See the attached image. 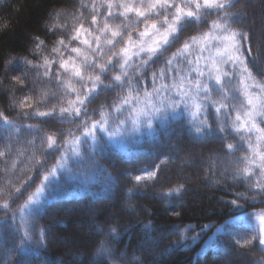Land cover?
I'll return each instance as SVG.
<instances>
[{
    "label": "snow or ice",
    "instance_id": "1",
    "mask_svg": "<svg viewBox=\"0 0 264 264\" xmlns=\"http://www.w3.org/2000/svg\"><path fill=\"white\" fill-rule=\"evenodd\" d=\"M239 2L240 0H90L89 3H83L81 0L80 7L87 12V16L85 11H81L78 16L73 14L75 23L62 33L51 49L56 53V59L43 56L41 50L45 47V42L37 37L33 54L39 56L41 62L33 63L26 57L16 61L19 63L22 60L29 66L36 79H31L27 71L23 78L19 75L11 76L7 90L13 93L25 91L26 95L19 104L15 100L11 103L13 109H21L22 118H45L40 121L39 126L26 125L29 130L34 129L36 133L43 134L40 136V151L39 155L36 151L31 153L33 167L29 169V173L34 175L18 178L19 186L10 184L6 191L0 190V198L5 199L0 207L9 209L7 198L11 197L12 202L22 201L18 211L24 212L38 203L37 196L51 186L50 181L61 170L67 172L70 178L79 176L89 180H95V174L99 171L106 177L107 186H115L117 190L133 181L137 187H143L142 182L155 181L160 164L152 170L144 169L142 174L133 175L132 171L124 170L114 176L97 159L104 151V144L95 135L97 128L103 129L108 133L109 139H112L125 132L133 135L143 126L149 130H169L168 135L179 129L175 142L166 145L169 151L164 154V161L174 160L179 156L184 149L186 136L198 142L219 140L226 155L244 153L237 156L232 165L231 179L246 183L247 191L234 193L236 199L229 201L234 208L232 219L217 231L225 232L229 225L238 223L246 211L239 201L248 202L257 197L264 200V179H261L264 177V150L260 148L264 144V56L261 52L252 55L249 33L233 27L234 24L244 22L243 12H232V8ZM132 17H135V23L130 22ZM88 36L92 39H88ZM73 41H79L87 52L82 47L72 46ZM64 53L75 56L65 57ZM161 60L162 67L154 71L155 64ZM11 63L12 60L5 62V74L11 71L8 67ZM52 65H57L55 70ZM253 68L257 70L255 73ZM170 72L182 75L169 77ZM161 78L170 80V83L157 87ZM105 79L110 82L105 83ZM38 83L50 85L56 91H51L47 96L41 93V99L36 100L37 106L33 107L29 103L31 95L27 93H35ZM149 83L151 91H148ZM4 87V83L0 82V88ZM109 88L118 92L117 101L114 102L118 112L122 111L121 105L130 104L132 100L139 104L141 96L145 101L143 107L134 105L127 117H118L115 131L109 129V121L103 113L100 114V120H93L87 107L96 94ZM69 95H73L75 99L68 101L66 106L60 105L61 99ZM152 97H158V103H151ZM25 108H32V111H23ZM185 112L189 117L187 123L183 122ZM56 122L75 124L77 131L91 138L90 143L84 142L82 150L75 153L79 158L75 166L69 164L68 155L61 151L64 141L58 137H64L65 132L58 129L54 134L44 132V126H51ZM0 127L15 128L19 132V126L9 120L5 112H0ZM66 135L72 137L74 143L81 144L80 138L72 129ZM229 137L236 142H228ZM7 139L9 142L0 150V159L4 160L5 165L12 156L11 138ZM116 146L121 151H126V145L122 142ZM49 155L55 159L51 165L48 162ZM215 176L213 173L209 180ZM32 186L36 187V191L29 195L28 191ZM182 191L183 185L159 195L162 199H168L174 195L179 196ZM127 194L131 196L135 193L132 189H127ZM16 215V212H11L8 219H14ZM261 219L264 221V214ZM140 223L141 221H136L135 224H130L125 231H134ZM8 227L10 225L7 220L0 223V229ZM143 227L144 239L138 243L137 248L148 251L158 243V238L152 234L156 226L149 222ZM15 231H19V228L15 227ZM169 231L182 237V240H177L169 248L180 247L182 244L186 246L187 240L183 239L186 229ZM109 235L118 238L117 228L112 227ZM45 237L46 230L33 221L17 238L14 251L23 253L27 244L43 243ZM231 242L244 248L254 243L264 246V227L256 236L236 233ZM97 253L108 257L114 255L103 242ZM121 257L127 258L123 253ZM131 260L132 264H137L139 257L133 253ZM6 264H11V260Z\"/></svg>",
    "mask_w": 264,
    "mask_h": 264
},
{
    "label": "trees",
    "instance_id": "2",
    "mask_svg": "<svg viewBox=\"0 0 264 264\" xmlns=\"http://www.w3.org/2000/svg\"><path fill=\"white\" fill-rule=\"evenodd\" d=\"M89 2L90 0H83V3ZM80 3L81 0H0V82L5 85L4 88H0V93H2L0 94V112H5L9 120L19 126V132L15 128L0 127V150H3L4 145L9 142L7 138L10 137L12 143V156L8 159L7 165L3 159H0V190L6 191L10 184L19 186L18 178L34 175V173H29V169L33 167L30 157L33 151L39 155L40 136L43 134L36 133L34 129L29 130L26 125L39 126L40 121L45 119L22 118L21 109L11 107L13 100L19 104L26 93L23 90L14 93L8 91L7 85L10 77L19 75L23 78L24 72L27 71L31 79H36L35 73L29 66L25 65L22 60L19 63L16 61L26 57L33 63L41 62V58L33 54L37 37L45 42V47L41 50L43 56L56 59V53H53L51 49L54 42L61 38L62 33L75 23L73 14L78 16L81 11H85L81 9ZM232 12L244 13V22L234 24L233 27L244 29L249 33L251 54L256 55L261 52L264 56V42H261L264 40V27L260 29L264 26V0H240L237 6L232 8ZM57 13L60 15L57 16ZM85 16H87L86 11ZM130 22L135 23V17H132ZM56 25L62 27L56 28ZM85 26H87L86 21ZM64 38L67 42V37ZM88 39L91 40L92 37L88 36ZM72 46L82 47L87 52L79 41H73ZM64 55L65 57L75 56L70 53H64ZM7 60H12V63L8 65L11 71L5 74L4 66ZM162 65L161 60L155 64L153 70L155 71ZM56 67L57 65H52L53 70ZM256 71L253 68V72ZM115 74L114 72L113 75ZM168 75L171 77L177 73L170 72ZM109 82V79H105V83ZM163 83H170V80L161 78L157 87ZM20 87L23 88V86ZM36 89L35 93H27L31 95L29 103H32L33 107L37 106L35 102L41 99V93L47 96L51 94V91H56L54 87L42 83H38ZM150 90L152 88L149 83L148 91ZM117 97L118 92L112 88L96 94L93 102L87 105L91 118L99 120L101 113L111 116L110 113L115 109L114 102L117 101ZM74 99L73 95H69L61 99L60 105L66 106L68 101ZM23 111L31 112L32 108H25ZM188 118L185 114L183 122L187 123ZM57 129L65 132L64 137H58L64 141L62 152L67 151L74 143L72 137L66 135L69 129L75 131L77 137L82 135L81 131L76 130L75 124L56 122L54 125L44 126V132L48 134H54ZM177 131L179 129L171 131L168 135L169 130L156 128L150 135L137 134L125 141L126 151H121L104 137L98 138L104 144V151L103 155L97 156V159L114 176L124 170L132 171L133 175L142 174L144 169L152 170L160 164L157 179L142 182L143 187H137L133 181L117 190L115 186L111 188L107 186L106 177L99 171L95 174V180H89L79 176L75 179L70 178L67 172L62 170L55 179L50 181L51 186L40 197L38 206L28 208L26 214L18 211L22 201L12 202V198L8 197L10 208L0 207V223L7 220L10 225L7 229H0V264H6L9 260L11 264H132L133 253L139 257L137 264H148V261L155 256L138 249L137 245L144 239L143 225L149 222L156 226L152 234L158 238L159 249H168V255H157L156 259L159 264H223L228 259L236 263L239 261L237 255H245L247 260L253 264H264V246L254 243L244 248L237 247L231 242L232 236L236 233L251 237L256 236L261 230L254 217L256 213L264 211V200L260 197L248 202L239 201L246 209L242 214L244 216L238 223L229 225L225 232L217 231L226 221L232 219L234 208L229 201L236 199L234 193L247 191L246 183L231 179L232 165L236 162L237 156H242L244 153L226 155V150L219 140L198 142L185 137V146L180 152L181 155H196L202 158L211 155L215 161L214 171L206 167L195 169V178L201 187L197 192L200 197V202L197 203L192 197L195 179L191 181L177 172V158L164 161V154L169 151L166 145L175 142ZM29 141L36 143L31 144ZM84 142L90 143L91 141L88 138L82 139L80 151ZM228 142L235 143L236 141L229 137ZM260 148L264 150V144H261ZM58 155L57 153L56 158ZM48 162L50 165L55 162L53 156H48ZM78 162L77 156L69 159L71 166L77 165ZM222 166L226 171L224 179L220 177L219 172ZM213 173L216 174L215 180L219 182L209 189L203 185L204 177H210ZM184 174L192 175L190 170ZM181 185L184 191L179 196L174 195L168 199H162L159 195H153L152 201L148 199L149 195L154 192L167 193L169 189ZM127 189H132L135 194L129 196ZM35 191L36 187L32 186L28 194L31 195ZM4 202L5 199L0 198V205ZM125 202H129L133 210L124 209ZM92 205L100 208L96 217L98 225L90 234H85L75 228V223L80 218H87V209ZM113 211L117 212L115 218L112 217ZM11 212L17 213L14 219H8ZM33 221L46 230L43 243L33 242L25 246L26 250L23 253L15 252L17 238ZM136 221H141V223L134 231L129 229L126 232L125 229L130 224H135ZM15 227H18L19 231H15ZM112 227L117 228L118 238L109 235ZM177 228L186 229L183 239L187 240V244L169 248V245L177 240H182L181 236L173 235L169 231V229L175 231ZM57 234L68 237L69 240L63 242ZM192 237L198 238L192 239ZM101 242L112 250L113 256H102L97 253ZM74 249H78L81 253L79 261L69 254ZM122 253L126 254V259L121 257Z\"/></svg>",
    "mask_w": 264,
    "mask_h": 264
},
{
    "label": "rangeland",
    "instance_id": "3",
    "mask_svg": "<svg viewBox=\"0 0 264 264\" xmlns=\"http://www.w3.org/2000/svg\"><path fill=\"white\" fill-rule=\"evenodd\" d=\"M264 26H261L260 29L262 30ZM261 42H264V40H261ZM207 55V53L205 54ZM203 63V61L201 62ZM187 65L185 64V67ZM177 75H182V73L180 74H177ZM195 75V73H193V76ZM160 86V85H159ZM158 86V87H159ZM151 91V90H150ZM158 100L159 98L158 97H152L151 98V103L153 104H156L158 103ZM144 97L141 96V100H140V103L137 104L135 100H132V102L130 104H126V105H121V109L122 111L118 112L116 110V107L114 109V111H112L110 114L111 116H107V115H104L105 119H107L109 121L108 123V127L110 130H113L115 131V121L116 119L119 117L121 119L125 118L128 116V113L130 110H132L133 106L135 105L136 107H143L144 106ZM186 115H188L187 112H185ZM100 120V119H99ZM131 125V122L129 121V127ZM154 132V130H149L148 128L146 127H141V130L133 135H129L127 134L126 132L125 133H122L120 135H115L112 139H109V135L107 132H105L103 129L101 128H97L95 130V135L97 136V138L99 137H104L108 142L112 143L113 145H117L118 143H123L126 145L125 141H127L129 138L131 137H134L136 136L137 134L138 135H150ZM80 140L84 139V138H88L90 141H91V138L90 137H87V136H79ZM77 151H80V144H76V143H72V146L67 150V151H64V153H66L69 157V159L75 157V153ZM177 160H178V167H177V172L183 176H185L186 178H188L189 180L191 181H194L195 179V186L193 187V191H192V197L195 199V201L198 203L200 202V197L199 195H197V192L198 190L201 188L200 185H199V182L196 181L197 179L195 178V175H196V172H195V169H197L198 167H206V169H210V170H215V161L212 159V156L209 155L207 157H201V156H196V155H192V156H184V155H181L179 154L178 157H176ZM191 171L192 175H188V174H184L185 172H187L188 170ZM62 171V170H61ZM220 177L222 179L225 178V167H221L220 170ZM58 175V174H57ZM57 177V176H56ZM56 177H54L53 179H55ZM219 181L215 180V178H213L212 180H209V177H204V186L209 188V189H212L213 186L217 185ZM45 192V191H44ZM44 192L39 194L37 196V201L39 202V199L42 195H44ZM153 195H159V193H156L154 192V194H150L148 199L151 200L152 196ZM160 196V195H159ZM152 201V200H151ZM38 206V203L34 204V205H31L29 208H33V207H36ZM142 208H145L144 205H141ZM124 209H128V210H133L132 207L130 206L129 202H125L124 206H123ZM28 210V209H27ZM27 210L24 211V214L27 213ZM87 218L85 219H79L78 221H76L75 223V228L78 230V231H83L85 232V234H90L92 232L93 229H96V226L98 225L97 224V221H96V217H97V214L100 212V208L99 207H96V206H90L88 207L87 209ZM262 214H264V211L263 212H258L254 215L255 217V220L259 223L260 227H264V221H262L261 219V216ZM117 215V212L113 211L112 213V217L115 218ZM244 215H241V218L243 217ZM58 232V231H57ZM57 236L61 239V241L63 242H66L69 240L68 237H63L61 235H58ZM143 250V249H142ZM145 251V250H143ZM146 252H149L151 253L152 255L155 256V258H153L152 260H149L148 261V264H159L156 257L157 255H168V251H164V249H159V247L156 245L152 246L148 251ZM70 255H72L77 261H79V258L81 256V253L79 252L78 249H74L72 252L69 253ZM237 257H239V261H237L236 263H232L229 259L224 261L223 264H253L251 262H249L246 258L245 255H237Z\"/></svg>",
    "mask_w": 264,
    "mask_h": 264
}]
</instances>
